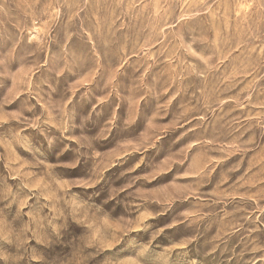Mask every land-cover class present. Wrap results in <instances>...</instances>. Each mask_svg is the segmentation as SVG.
<instances>
[{
    "label": "rangeland",
    "instance_id": "rangeland-1",
    "mask_svg": "<svg viewBox=\"0 0 264 264\" xmlns=\"http://www.w3.org/2000/svg\"><path fill=\"white\" fill-rule=\"evenodd\" d=\"M0 264H264V0H0Z\"/></svg>",
    "mask_w": 264,
    "mask_h": 264
}]
</instances>
